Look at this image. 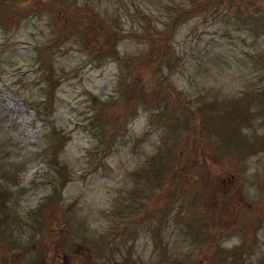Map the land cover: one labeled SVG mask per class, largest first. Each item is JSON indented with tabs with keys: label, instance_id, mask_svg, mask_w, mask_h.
<instances>
[{
	"label": "rangeland",
	"instance_id": "rangeland-1",
	"mask_svg": "<svg viewBox=\"0 0 264 264\" xmlns=\"http://www.w3.org/2000/svg\"><path fill=\"white\" fill-rule=\"evenodd\" d=\"M0 264H264V0H0Z\"/></svg>",
	"mask_w": 264,
	"mask_h": 264
},
{
	"label": "trees",
	"instance_id": "trees-1",
	"mask_svg": "<svg viewBox=\"0 0 264 264\" xmlns=\"http://www.w3.org/2000/svg\"><path fill=\"white\" fill-rule=\"evenodd\" d=\"M207 1H209V0H207ZM203 3V2H202ZM239 10L241 11V8H239ZM246 10H247V8L246 7H244V10H243V12H246ZM183 13H188V10H186V9H184L183 11H182ZM84 18H83V20L81 21V25L80 26H84V27H86V30H87V32L88 31H90V30H92V26H93V24L94 23H92V15L91 14H88V15H84L83 16ZM47 93H48V91H47ZM190 122H191V119L189 120Z\"/></svg>",
	"mask_w": 264,
	"mask_h": 264
}]
</instances>
